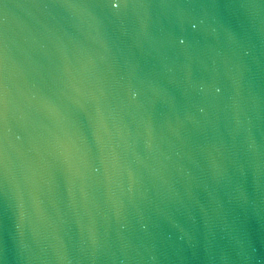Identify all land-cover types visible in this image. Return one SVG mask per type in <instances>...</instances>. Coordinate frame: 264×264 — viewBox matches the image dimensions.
I'll list each match as a JSON object with an SVG mask.
<instances>
[{"label": "water", "instance_id": "water-1", "mask_svg": "<svg viewBox=\"0 0 264 264\" xmlns=\"http://www.w3.org/2000/svg\"><path fill=\"white\" fill-rule=\"evenodd\" d=\"M0 264H264V0H0Z\"/></svg>", "mask_w": 264, "mask_h": 264}, {"label": "snow or ice", "instance_id": "snow-or-ice-1", "mask_svg": "<svg viewBox=\"0 0 264 264\" xmlns=\"http://www.w3.org/2000/svg\"><path fill=\"white\" fill-rule=\"evenodd\" d=\"M2 89H3V86L2 84H0V96H2Z\"/></svg>", "mask_w": 264, "mask_h": 264}]
</instances>
